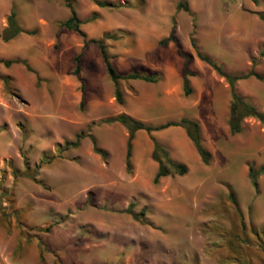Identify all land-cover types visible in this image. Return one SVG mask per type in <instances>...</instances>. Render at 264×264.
<instances>
[{
	"label": "rangeland",
	"instance_id": "rangeland-1",
	"mask_svg": "<svg viewBox=\"0 0 264 264\" xmlns=\"http://www.w3.org/2000/svg\"><path fill=\"white\" fill-rule=\"evenodd\" d=\"M105 1L72 0L82 36L62 25L65 0H0V264H264V172L257 188L248 174L264 165V124L247 116L231 132L229 84L197 55L235 75L257 58L264 74V0H183L187 9L181 0ZM11 10L22 31L5 41ZM170 32L175 40L162 44ZM90 39L103 41L119 73L155 80H119L118 102ZM181 52L193 72L187 95ZM235 90L264 110V79H239ZM119 113L152 126L196 120L209 162L184 128L169 126L135 132L128 170L127 129L105 121ZM79 131V146L60 147ZM154 141L185 158L186 173L154 183Z\"/></svg>",
	"mask_w": 264,
	"mask_h": 264
},
{
	"label": "trees",
	"instance_id": "trees-1",
	"mask_svg": "<svg viewBox=\"0 0 264 264\" xmlns=\"http://www.w3.org/2000/svg\"><path fill=\"white\" fill-rule=\"evenodd\" d=\"M96 4L99 6H107L109 5V2L105 0H93ZM256 1V0H254ZM66 6L69 8L70 13L69 16L62 22V25L72 31H76L80 33L82 36H84V33L80 29V25L86 21L81 20L74 7L72 6V0H65ZM128 2H124L122 4L118 5H127ZM178 8H184L187 9V6L184 4V1L181 0L178 3ZM259 17L264 20V14L262 12L257 13ZM22 31V28L18 24L16 20V13L14 10H11L9 15L7 16V25L2 29L1 37L3 40L8 41L9 39L13 38L15 35H17L19 32ZM32 32V31H31ZM104 37H113L112 35L105 33ZM170 40H175V36L172 32L167 37H164L160 40L162 44H166ZM89 41L94 42L98 45L102 61L104 63L105 71L109 78L111 79L112 83L114 84V93L115 98L118 102L122 101V93L119 88V80L121 79H142L145 81H154L155 76L151 74H145L142 72H129L126 74L119 73L114 65L112 64L110 60V56L106 50V47L101 39H90L87 41H84V45H86ZM191 44L196 49V42L194 38H191ZM181 54L184 57V72H183V91L184 94H189L191 92L190 83L188 76L191 75L193 72H191L188 67L187 63L189 60V55L186 53L181 52ZM262 54V53H261ZM198 57L203 60L204 62L208 63L212 66V68L221 76H223L226 81L229 84L230 87V93H231V102L229 105V117H228V125L231 130V132L236 133L240 132L242 129L241 122L242 120L247 116H254L257 119H259L264 124V110L260 111L258 110L254 105L251 103L246 102L235 90V82L239 79L248 78L250 76H254L257 79H264V74L258 73L254 70V65L257 63V58H252V65L248 72L240 75L230 74L223 70V68L218 65L213 59H211L208 55L203 54L197 50ZM80 53L76 54L74 56V73L77 75V77L80 79ZM18 59H10V60H4L5 65H9L12 62H17ZM81 81V79H80ZM82 85V83H81ZM105 121L107 122H118L121 125H123L128 132L127 139H126V148H125V164L126 168L128 170L131 169V155H132V140L134 138L135 132L139 129H144L146 131H152V130H160L164 129L169 126H180L185 129L187 136L190 138V140L193 142L201 160L204 163H208L210 160V153L209 151L204 147L201 139V132L199 124L196 120L188 118V117H181L177 121H167L165 123H161L158 125H149L146 124L128 114L125 113H119L116 116L106 118ZM86 136L84 131H79L75 134L73 140H65L60 147H64L63 149H68L70 147H77L80 144V141ZM89 137L92 140L93 143V150L96 153H99L101 155H104L105 152L99 148L96 144L95 138L89 134ZM151 157L153 160H155L158 163V168L154 174L153 182L157 183L161 177H165L168 175H182L186 173L187 166L184 163L174 161L170 158L168 151L158 142L154 141L153 149L151 153ZM264 172V165L260 166L258 169L254 170L253 168H249V177L251 180L252 185L257 188L258 182L257 177L260 173ZM132 202L128 204V207L126 208L128 212L132 213L134 216H137L138 214L133 213L132 211ZM142 215V212L139 213Z\"/></svg>",
	"mask_w": 264,
	"mask_h": 264
},
{
	"label": "crops",
	"instance_id": "crops-1",
	"mask_svg": "<svg viewBox=\"0 0 264 264\" xmlns=\"http://www.w3.org/2000/svg\"><path fill=\"white\" fill-rule=\"evenodd\" d=\"M137 131H138V130H137ZM150 156H151V155H150ZM189 157H190V158H194V155L191 154ZM189 157H188V158H189ZM150 159H151V157H150ZM176 159H177V161H185V158L176 157ZM152 163H153V166H155L156 168H158V163L155 162V160H153V158H152Z\"/></svg>",
	"mask_w": 264,
	"mask_h": 264
}]
</instances>
